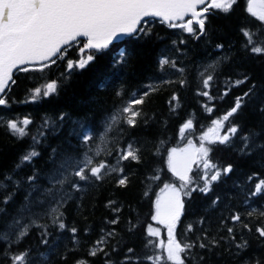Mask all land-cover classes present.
Listing matches in <instances>:
<instances>
[{"label": "trees", "instance_id": "1", "mask_svg": "<svg viewBox=\"0 0 264 264\" xmlns=\"http://www.w3.org/2000/svg\"><path fill=\"white\" fill-rule=\"evenodd\" d=\"M246 7V0H237L229 14L210 9V13L206 14L207 35L199 39L180 28H169L159 18H146L148 23L140 26L145 29L144 32L114 40L107 49H85L81 53L80 49L86 43V39L82 38L67 49L65 59L57 60L56 64L44 71L34 70L39 65L27 66V72L18 69L14 71L15 83L10 82L6 92L0 94V98L7 100L5 106H0V174L15 170L22 154L32 146V137L44 131V121L51 122L41 142L34 145L40 156L34 159L32 165H26L16 172L17 177H25L33 169L38 170L41 175L48 172L52 167L48 161L53 149L57 150L58 158L60 154L73 152L79 142L71 133L74 129L79 131L81 123L100 125L106 115L126 102L132 93L144 91L146 84L158 79V59L162 53L177 59L186 68L187 86L182 88L178 82L158 84L156 90L145 98L142 106H135L142 112L137 126L128 128L124 125L109 133L108 142L112 147L117 142L121 146L133 142L141 148L139 163L122 162L124 174L128 177L127 185L119 186V176L112 174L99 182L84 184L80 192L68 188L70 199L59 209L66 228L59 229L58 222L54 224L49 216H43L39 220L47 229L49 244L56 245L50 264H76L77 260H84L85 264H105L106 260L123 264V257L129 247L134 249L131 254L133 257H143L146 254L144 245L146 239H149L145 236L146 228L153 224L152 202L164 183H180L167 169V150L186 144L187 139H192L198 147V137L211 126L210 121L225 114L233 106L235 98L253 85L255 88L252 95L247 98L239 113L231 118L233 123L240 125V133L233 146H212L214 151L211 153V160L221 167L231 164L233 171L216 183L208 195L196 191L191 198H184L185 210L176 233L179 239L196 244L189 254L187 264H264V238H260L256 232V227L264 223V215H261L264 213V193L249 196L256 184L264 181V160L261 159L264 152L257 151L251 156H242L238 152L241 146L239 137L244 133H259L260 141L264 142V112L260 111V106L264 105V54H253L244 48L245 37L241 29L250 27L255 31L259 24L246 11ZM187 19L190 18L186 17L185 20ZM254 39L264 46V30ZM180 40L186 43L181 44ZM174 41L177 42L175 45ZM218 44H222L223 49H218ZM176 48L180 51L177 52ZM121 49L126 53V63L117 64L114 58ZM89 54L94 55L91 62L83 69L74 68L70 75L62 78V74L66 73L68 60L75 62ZM213 63L216 64L215 71H208L212 72L215 79L209 89H202L209 91L213 98L209 102L207 97L197 95L200 84L198 75ZM245 75L249 77L246 83L238 87L232 86L229 77L231 81H235ZM167 78L178 81V74ZM52 80L58 81L57 93L32 100L33 90L43 88ZM101 82L107 84L104 89L99 87ZM226 89H230V92L223 96ZM118 91L122 92V96H117ZM174 93L178 100H172ZM208 107L214 108L211 115L207 113ZM61 115L64 116L62 121ZM9 118L16 121L28 118L32 121L28 126V135L20 139L12 134L5 126ZM189 118L195 123L194 131L182 139L178 134V127ZM160 140L166 143L157 151ZM90 145L95 146L96 141H91ZM104 158L110 163L115 161V156L107 157L106 152L100 157ZM195 167L193 165L194 169ZM155 173L160 174V180L150 178ZM195 174L193 172L189 175ZM249 177L253 179L249 180ZM146 190L148 196L144 195ZM24 195L23 189L19 191L14 205L22 203ZM216 196L220 197V202L213 207L211 201ZM14 205L8 206L9 212L14 211ZM0 207L3 205L0 204ZM249 212L253 215L249 216ZM234 213L241 216L242 222L248 224L251 231L243 228L241 223H233L229 217ZM114 219L118 222L110 223ZM133 224L138 226L130 231ZM189 224L193 225V231L187 233ZM228 227L234 229V241L229 237ZM72 228L77 230L75 234L72 233ZM43 230L33 228L23 243L18 248L14 246L12 251L23 250L27 246L37 248L39 234ZM109 232H114V235L107 237ZM102 235L107 237L106 244L100 246L104 251L98 252L96 256L89 255L90 250L97 247L95 242ZM150 239L159 244L156 237ZM212 240L218 243L212 246ZM242 240H247L248 246L240 251L235 245ZM201 242L208 247L200 248ZM0 264H9L3 253H0ZM137 264L145 262L140 260Z\"/></svg>", "mask_w": 264, "mask_h": 264}, {"label": "snow or ice", "instance_id": "2", "mask_svg": "<svg viewBox=\"0 0 264 264\" xmlns=\"http://www.w3.org/2000/svg\"><path fill=\"white\" fill-rule=\"evenodd\" d=\"M237 0H211L208 7L198 10V6L205 5L206 0H0V94L6 92L9 83H15L13 80V69L18 66L38 64L34 70L44 71L50 65L57 63V60L65 59V53L72 44L78 43V38H86V43L80 52L88 50H104L114 40H119L121 35L135 34L144 32L140 27L148 23L145 18H159V20L169 28H180L190 34L193 38L199 39L207 35V15L210 9L219 10L224 14H229ZM246 11L251 17L259 21L257 29L254 31L250 27L242 28L241 33L245 37V50L253 54H264V46L254 39L262 30H264V0H246ZM190 19L185 20V17ZM177 42L174 41L175 45ZM179 43H186L180 40ZM223 49L222 44L216 46ZM179 52L180 49L176 48ZM94 59V55L89 54L86 58L77 61L68 60L66 73L70 75L74 68L83 69ZM223 59V58H222ZM117 64L126 63V53L120 50L117 57L114 58ZM215 71L216 64H209L205 72H200L198 79L200 84L197 88V95L207 97L209 102L213 99L209 91L211 83L215 79L212 72ZM20 71L27 72V67L18 68ZM159 78L145 85L142 92L132 93L126 102L115 107L101 122L100 125H91L81 123L79 131L76 129L71 133L78 142L79 146L71 153L60 154L57 157V150H52V155L48 163L52 166L45 174L41 175L38 170L33 169L30 175L17 177L16 172L32 165L35 158L40 153L34 145L39 144L42 138L49 130L50 121H44V131L32 137V146L22 154L20 161L16 164L15 170L11 173L0 174V253L9 264H50L52 256L55 254L56 245L49 244V234L47 229L39 223L43 216L52 218L54 224L58 222V228H66L59 211L63 205L70 199L71 188L74 192L82 191L84 184L99 182L105 176L116 174L119 176L117 184L126 186L128 182L127 175L124 174L122 162L132 161L139 163L141 160V148L133 142L126 145L116 143L112 147L108 142L109 133L115 128H122L126 125L128 128H135L138 124V118L142 115L139 108L142 106L145 98L151 92L156 90L158 84H169L178 82L183 88L187 86L186 68L180 65L179 61L166 54H161L158 59ZM172 74H178V81L171 80ZM249 77L245 75L242 79L231 81L233 87H238L248 81ZM106 82H101L99 87L104 89ZM58 81L52 80L46 83L43 88L37 87L32 92V100L37 97H48L58 91ZM255 85L242 95L235 98L233 106L222 114L219 118L210 121L211 126L207 131H203L198 137L200 143L197 147L192 139H187V144L183 148H170L167 150L166 165L171 176L177 178L180 183L166 182L160 188L153 203V213L151 220L164 225L167 229V242L160 241L157 245L151 237L159 236V231L149 224L146 228V239L144 248L146 254L143 257H133L131 254L134 249L129 247L123 257V264H137L143 260L145 264H187L189 254L196 246L191 241L179 239L176 228L185 210V197L191 198L192 194L199 191L205 195L212 192L216 183H219L223 177H227L232 171L231 164L221 167L218 163L211 160V153L214 151L212 146L232 147L237 135L240 133V125L232 122V117L239 113L244 107L248 97L253 93ZM230 89H226L223 96H227ZM117 96H122L118 91ZM172 100H178L174 93ZM171 103V102H170ZM7 100L0 98V106H5ZM175 111V108L172 109ZM213 107L207 108V113L211 115ZM260 111L264 112V105L260 106ZM61 121L64 116L61 115ZM32 123L28 118L22 121H16L9 118L5 126L18 138L23 139L28 135V126ZM147 124V120H145ZM195 128L192 119H186L179 127L178 134L184 139L187 138ZM260 134L256 132L244 133L239 138L241 146L238 149L242 156H251L255 152H264V142L259 139ZM95 140L96 145L91 146L90 142ZM255 140V142H254ZM207 142V144L205 143ZM166 142L160 140L157 145L159 151ZM71 148L72 146L69 145ZM81 148L83 151H81ZM100 148L102 150H96ZM110 149V150H109ZM106 152L107 157L115 156V161L110 163L107 158L100 159ZM264 160V156L261 157ZM195 165V169L193 168ZM202 165V168H201ZM195 172L194 176L190 173ZM152 180H160L159 173L150 177ZM253 177H249V180ZM43 181V183L41 182ZM11 189V190H9ZM24 190L23 202L14 205L17 193ZM264 193V181L256 184L255 190L249 193L250 197H255ZM148 196L146 190L144 193ZM220 197L216 196L211 201L213 207L218 205ZM114 203V202H110ZM14 205V211L9 212L8 206ZM36 209L41 211L37 212ZM118 212L119 209H114ZM249 216L253 213L249 212ZM264 215V213H261ZM233 223H241L243 228H249L241 220L238 213L231 214L229 217ZM118 220L110 221L116 224ZM203 220L201 219V223ZM223 224V221H221ZM138 225L133 224L130 231ZM33 228L44 229L40 232V241L37 248L27 246L23 250L12 251V248L19 247L21 243L30 235ZM76 233V229H71ZM193 231V225H187L186 232ZM103 232V230H102ZM229 237L235 240L234 229L227 228ZM256 232L260 238H264V223L256 227ZM114 232L107 233V237L113 236ZM107 237L102 235L95 242L97 247L90 250L89 255L96 256L98 252L104 251L101 245H105ZM218 243L212 240V246ZM236 248L240 251L247 248V240L236 243ZM200 248L208 247L205 243H199ZM115 251V249H113ZM107 255V253H105ZM64 259V257H61ZM202 259V258H201ZM76 264H85L84 260H77ZM105 264H114L111 260H106ZM259 264V262H257Z\"/></svg>", "mask_w": 264, "mask_h": 264}, {"label": "rangeland", "instance_id": "3", "mask_svg": "<svg viewBox=\"0 0 264 264\" xmlns=\"http://www.w3.org/2000/svg\"><path fill=\"white\" fill-rule=\"evenodd\" d=\"M186 145L180 147V148H183L185 147ZM179 149V148H178ZM163 226L164 228L162 229L160 226ZM153 228H156L158 231H159V236H158V239L160 241H164L165 243L167 242V229L164 225H161V224H158L157 222L155 224L152 225Z\"/></svg>", "mask_w": 264, "mask_h": 264}, {"label": "water", "instance_id": "4", "mask_svg": "<svg viewBox=\"0 0 264 264\" xmlns=\"http://www.w3.org/2000/svg\"><path fill=\"white\" fill-rule=\"evenodd\" d=\"M122 36V35H121ZM13 70H15V69H13Z\"/></svg>", "mask_w": 264, "mask_h": 264}, {"label": "bare ground", "instance_id": "5", "mask_svg": "<svg viewBox=\"0 0 264 264\" xmlns=\"http://www.w3.org/2000/svg\"><path fill=\"white\" fill-rule=\"evenodd\" d=\"M164 228V227H163Z\"/></svg>", "mask_w": 264, "mask_h": 264}]
</instances>
